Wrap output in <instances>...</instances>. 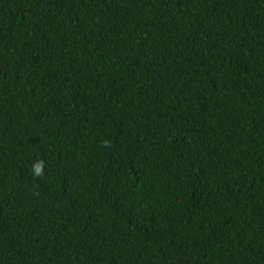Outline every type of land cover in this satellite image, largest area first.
I'll use <instances>...</instances> for the list:
<instances>
[{
	"label": "trees",
	"instance_id": "16d2710c",
	"mask_svg": "<svg viewBox=\"0 0 264 264\" xmlns=\"http://www.w3.org/2000/svg\"><path fill=\"white\" fill-rule=\"evenodd\" d=\"M0 264H264V0H0Z\"/></svg>",
	"mask_w": 264,
	"mask_h": 264
},
{
	"label": "clouds",
	"instance_id": "9594fccd",
	"mask_svg": "<svg viewBox=\"0 0 264 264\" xmlns=\"http://www.w3.org/2000/svg\"><path fill=\"white\" fill-rule=\"evenodd\" d=\"M34 171H35V173H36V175H42V171H41V168L40 167H35L34 168Z\"/></svg>",
	"mask_w": 264,
	"mask_h": 264
}]
</instances>
